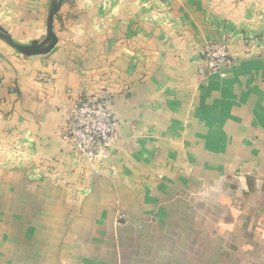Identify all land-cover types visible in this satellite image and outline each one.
<instances>
[{
  "label": "crops",
  "instance_id": "obj_1",
  "mask_svg": "<svg viewBox=\"0 0 264 264\" xmlns=\"http://www.w3.org/2000/svg\"><path fill=\"white\" fill-rule=\"evenodd\" d=\"M108 1H96L97 10L107 2L103 11L83 9L80 21L87 28L84 32L82 28L83 35L92 34L90 28L99 23L105 50L113 47L114 69L99 72L98 83L129 86V93L114 99L116 114L134 120L131 128L122 129L121 124L114 146L120 154L115 156L119 178L129 180L117 186L108 176L106 181L101 173L88 172L83 162H75L54 133L61 121L55 105L66 108L70 95L89 90V70L73 72L79 65L71 61L66 80L59 73L55 91H43L48 100L36 96L42 93L38 78L45 65L42 57L56 51L52 34L60 37L58 20L49 17L45 25L43 16L56 8L74 13L69 3L57 7L59 0H0V142L19 139L33 157L48 156L50 166L61 169L57 178L35 173L28 180L22 169L0 177V264H14L9 260L10 238H60L59 227H68V221L71 238L91 237L85 238L91 245L81 254L84 264H105V211L110 209L107 199L116 194L136 214L162 211L159 218L168 238L134 234L130 240L145 245L135 251L133 264H264V57L245 52L251 45H264V0ZM220 38L229 41L236 62L224 77L201 74L199 60L194 64L193 44L199 50L205 42ZM68 86H73L70 94L64 92ZM140 96L145 101L140 102ZM138 118L143 120L139 124ZM137 129L145 134L130 138L127 132ZM127 147L131 155L123 156ZM186 159L197 164L190 177L182 171ZM123 161L130 162L129 169H122ZM241 170L257 173L260 181L238 191L236 198L233 186L226 197L217 193L207 203V219L195 212L191 229L183 202L157 205L159 195L178 193L186 182L195 186L202 176L230 178ZM153 172L162 183L139 189L136 183L149 174L151 178ZM63 182L69 185L61 187ZM75 189V195L87 196L71 207L67 199ZM69 210L80 211L73 218ZM175 213L178 216L173 217ZM95 251L103 261L90 258ZM71 252L68 257L73 259Z\"/></svg>",
  "mask_w": 264,
  "mask_h": 264
},
{
  "label": "rangeland",
  "instance_id": "obj_2",
  "mask_svg": "<svg viewBox=\"0 0 264 264\" xmlns=\"http://www.w3.org/2000/svg\"><path fill=\"white\" fill-rule=\"evenodd\" d=\"M96 1L98 0H59L57 7H59L62 2H67L74 13H61L59 8H56L50 15L48 14L49 9H47L45 15L43 14V17H45L43 18L45 19V25L48 24L49 17L58 20V27L56 28L51 24V28L54 29L55 27L60 37L57 38L55 33L52 34L53 37H51V41L54 43L52 45L57 44L56 51L52 56L47 52L48 54L42 57L44 60L43 64L45 65L38 72L42 93L41 95L36 94V96L42 101H47L48 98L43 91L52 90L50 94L55 91L57 74L59 75V73L64 75L63 81L66 80V74L69 69L68 65L71 61L77 60L74 62H76L77 66L79 65V67L72 69L73 72L82 69L86 71L89 70L91 74L89 90L78 93L74 95L73 98L70 97L71 95H68L69 103L66 108L65 106L62 107V104L55 105V111L61 114V121L54 130V133L59 140L65 144V150H69L74 154L75 162H83L84 166H87L88 172L101 173L100 175H103L106 181L108 178L111 184H116L117 186L120 181L129 183V180L126 176L119 178L118 174L120 171L118 170V165L115 163V156H120V154L118 148L116 150L114 146L119 139L121 124L123 123L122 129L131 128L130 123L134 120L130 121V118H122L117 115L114 110V99L116 95L129 93L128 84H120L116 81L100 84L98 83L99 81H97V74H99V72L104 70L108 72L109 70V73H112L115 62L113 58V47H107L105 50L104 37L99 35V23L90 28L92 34H81L82 28L83 32L87 31V28H85L86 26H82L80 21L82 10H88V7H91L92 11L95 12L99 6V3H96ZM106 3H104L102 7L100 6L102 11L107 8ZM100 9L97 11H100ZM108 11L109 16L112 17L114 15L113 9L111 10L110 8ZM108 21L112 23V18L108 19ZM214 41H223L227 44L231 62L224 67L221 72L209 73L206 69L204 49L207 44ZM85 46H87V51L83 52L82 48ZM191 50L194 64L196 65L199 60L201 64V74L204 75L217 74L220 77H224L230 65L236 62L235 54L231 51L229 41L226 38L205 42L199 50L196 48L195 44H193ZM245 52L264 57V45H251L247 47ZM105 55L108 56V58H106L108 59L107 62L104 59ZM57 64L60 65L59 68H57ZM62 69H64V71H62ZM67 85L70 84L67 83ZM72 87L68 86V88H65L64 92L70 94L71 92L69 90H71ZM138 93L143 94V91L139 89ZM142 101L145 100L141 97L140 102ZM143 104L145 103L143 102ZM142 121L143 120L140 118L137 119L138 124ZM136 125L137 124L134 126ZM127 133L130 135V138H133L135 136L144 135L145 130L137 129L134 132L129 131ZM154 138H159V136H155ZM127 143L129 144L131 142L128 141ZM124 154L125 156L131 155V148L127 147L123 156ZM36 158L37 157H33V154L30 152L29 146L19 139L14 138L11 142H0V177L11 170L22 169L26 175V179L33 180L32 178L35 173L43 174L45 177L49 175L56 177L57 172L61 170L58 166H50L51 159L48 158V156L41 157L39 160ZM121 165L122 169H129L131 164L129 161H123ZM141 165L142 164H139L138 173L142 171ZM195 166H197V164L191 163L186 159L184 166H182V171L186 176L190 177L192 176ZM204 166L205 164L202 163V170ZM149 167H151V165H149ZM143 171L145 172V168ZM155 172L152 173L153 175H151V178H149V174L147 177L145 176V178H142L143 180L140 179L141 181L136 183L139 189L144 190L145 187L162 183L163 179ZM249 172L250 171L241 170L240 172H235L230 178H216L213 180H209L202 176L197 179L195 186H188L186 182V187L178 193L159 195L157 205L159 208H162L163 206H175L178 202H183V209H185L184 212L187 214L186 224L189 225L188 229H191L195 212L207 219V203L217 193L226 197V195L231 192V187L233 186L235 194H232V197L236 198V193L238 191H247L251 183L256 185V183L260 181L257 173L252 174ZM60 184L61 187L69 185L67 182ZM99 185L102 186L101 181H99ZM75 192H77L76 189L71 191L68 195L69 198L67 202L71 204V207L82 203L83 199L87 196L81 197L80 194L75 195ZM107 202L110 209L105 211L107 214L105 226L107 238L105 244H103L105 245L106 251L104 257L105 264L106 262H109V264H113V262L114 264H116V262L117 264H133L132 260H136L135 251L142 249L145 245L142 242L133 243L130 238H132L134 234L143 238L147 236H149V238H168L166 232L163 231V224L159 218L162 215V211H155L152 213L145 211L142 213V211H140V214H136V212L130 211L128 204L125 201H121L120 196L117 194L112 198L109 197ZM75 211L80 210H69V212L73 214V218L77 217ZM172 216L176 217L178 215L175 213ZM206 229H208V227ZM176 230V226L170 228L172 234H174ZM59 236L60 238H10L8 244V251L10 253L9 260L14 262V264H22V258L25 257L26 264H84L83 259H81V254L89 249L91 245L90 240L85 238L91 237L84 234L82 236L83 238H71L72 232L69 221L68 227H59ZM155 246H158L160 250V243H156ZM95 249L97 248H94V250ZM130 249L131 253L129 254ZM71 251H74L73 259L68 257V255L72 256ZM85 255L87 256L88 254L85 253ZM92 257L103 261V255L98 256L97 251H95V254L90 255L91 259ZM90 264L97 263L95 261V263L91 262ZM142 264H146V262Z\"/></svg>",
  "mask_w": 264,
  "mask_h": 264
},
{
  "label": "built area",
  "instance_id": "obj_3",
  "mask_svg": "<svg viewBox=\"0 0 264 264\" xmlns=\"http://www.w3.org/2000/svg\"><path fill=\"white\" fill-rule=\"evenodd\" d=\"M204 57L206 69L209 73L221 72L231 62L229 48L223 41H214L207 44L204 49Z\"/></svg>",
  "mask_w": 264,
  "mask_h": 264
}]
</instances>
